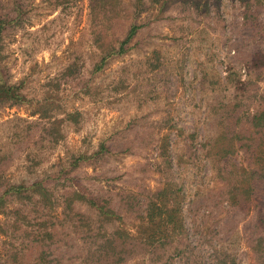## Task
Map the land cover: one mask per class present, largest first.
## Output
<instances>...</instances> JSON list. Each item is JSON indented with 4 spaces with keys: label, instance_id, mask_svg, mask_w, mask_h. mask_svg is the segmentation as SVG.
<instances>
[{
    "label": "rangeland",
    "instance_id": "1",
    "mask_svg": "<svg viewBox=\"0 0 264 264\" xmlns=\"http://www.w3.org/2000/svg\"><path fill=\"white\" fill-rule=\"evenodd\" d=\"M0 84L18 96L0 103V196L40 183L53 207L10 214L35 192L3 196L0 264L40 221L64 223L76 189L110 197L121 264H264L253 213L223 186L264 166L256 136L240 138L264 109V0H0ZM62 230L77 257L88 235Z\"/></svg>",
    "mask_w": 264,
    "mask_h": 264
},
{
    "label": "trees",
    "instance_id": "2",
    "mask_svg": "<svg viewBox=\"0 0 264 264\" xmlns=\"http://www.w3.org/2000/svg\"><path fill=\"white\" fill-rule=\"evenodd\" d=\"M135 31V27L131 26L128 28L124 40L119 44L118 53L124 51V45L127 44ZM14 91V87L10 85L0 84V103L16 101L18 96L14 94ZM67 117H69L68 114ZM248 125L247 132L240 131V138L242 139L249 135L256 136V138H254L255 140H252V138L248 139L251 141L249 144L255 145L257 149H260L259 153H264V109L255 111L248 121ZM234 137L236 139V144L239 145L237 142L238 134H235ZM98 149L99 151L92 154V156L101 152V148L99 147ZM256 159H258V156H256ZM237 170L234 172L227 171L225 173L226 176L223 177V186L226 192L225 196L227 197L224 202L226 203L227 201L229 205L234 206V208L241 213L248 211L253 213L254 224L250 240L254 249H262L264 248V166L249 170H241L240 173L236 174ZM234 178H236V180ZM73 188L76 189L75 186H73ZM27 190L35 192V195L28 198L29 201L23 204L24 206L21 205L22 203H19V206H15V208L9 207L11 211L10 214H13L15 211L17 213L21 212V207L27 209L36 207L39 210L47 211L53 208L52 202L49 199V190L40 183H35L29 188H24L22 186H10L7 189L5 188L0 196V214L2 215L4 211H6L4 210L5 202L3 196L11 193L10 195H15L19 198L22 192L26 191L28 193ZM70 194L74 199L66 200L65 197L62 200L63 203L60 205L63 209V213H60V216L64 223L58 224V221H52L51 224H47V220H45L44 223L40 221L37 231H35L34 240L30 241L27 237V241L13 248L14 254L19 258L26 252L29 251L30 253L33 250L37 255L35 260H32L31 264H121L124 258L120 256L122 255V248L120 249L119 245L122 244L117 239L120 237V234L115 230L109 233L103 231V227L107 223L113 222L118 218L111 205L110 197L103 196L102 198H94L82 194L77 189L76 191L70 190ZM78 202H81L79 204L84 205V207L94 213V222L82 220V216L74 206L75 203ZM92 223L97 225L96 232L94 233H92ZM20 225V221L16 220L14 222L15 228ZM66 226L72 227L76 234L88 235L87 241L86 237L79 238L80 241L84 242L82 245L72 242L74 244L73 246L77 249L76 251L80 253L77 257H75L76 254H73V257H64L63 255L62 250L67 246V243L64 242L67 234H65L62 229ZM79 228L87 229V232H81ZM27 231L28 230L25 228L24 233L28 234ZM72 243H69L70 246L68 249L71 248ZM15 255L6 256L3 264H8L9 261H11V256L15 259ZM15 264H21L19 263V259Z\"/></svg>",
    "mask_w": 264,
    "mask_h": 264
}]
</instances>
